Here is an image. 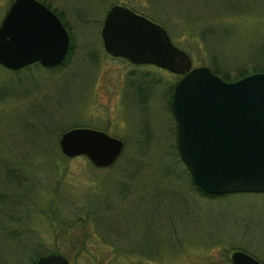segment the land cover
Listing matches in <instances>:
<instances>
[{
    "label": "rangeland",
    "instance_id": "rangeland-1",
    "mask_svg": "<svg viewBox=\"0 0 264 264\" xmlns=\"http://www.w3.org/2000/svg\"><path fill=\"white\" fill-rule=\"evenodd\" d=\"M40 1L69 48L56 66L0 64V264L50 250L72 264H234L237 249L264 262V192L194 188L170 106L179 74L113 56L100 35L110 5L125 4L161 23L192 66L235 80L264 71V0ZM11 2L0 0V22ZM76 125L123 140L111 165L60 151Z\"/></svg>",
    "mask_w": 264,
    "mask_h": 264
},
{
    "label": "water",
    "instance_id": "water-1",
    "mask_svg": "<svg viewBox=\"0 0 264 264\" xmlns=\"http://www.w3.org/2000/svg\"><path fill=\"white\" fill-rule=\"evenodd\" d=\"M104 49L133 63H154L180 73L172 110L181 159L206 193L264 192V71L225 80L174 44L160 23L123 4L107 10L100 28ZM69 34L56 13L39 0H13L0 22V64L19 69L38 61L54 66L66 56ZM68 156L85 155L96 166H109L123 140L102 129L73 126L60 134ZM234 264H264L237 249ZM35 264H71L57 250Z\"/></svg>",
    "mask_w": 264,
    "mask_h": 264
},
{
    "label": "trees",
    "instance_id": "trees-1",
    "mask_svg": "<svg viewBox=\"0 0 264 264\" xmlns=\"http://www.w3.org/2000/svg\"><path fill=\"white\" fill-rule=\"evenodd\" d=\"M47 5H48V3H46ZM49 6V5H48ZM59 13V12H58ZM215 68V67H214ZM213 68V70L215 71V72H217L218 74H220L223 78H226V75L227 74H225V73H223V72H220V71H218L216 68L214 69ZM244 73H240L239 74V76H241V75H243ZM172 90H173V88L171 89V92H170V106H171V103H172ZM17 171H14L13 173H11V175H13V176H17ZM191 181H192V183L194 184V181H193V179H191ZM194 188H196V189H198L201 193H204V194H207L206 192H204L201 188H199L198 186H196V185H194ZM38 257V256H37Z\"/></svg>",
    "mask_w": 264,
    "mask_h": 264
}]
</instances>
